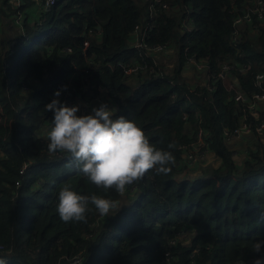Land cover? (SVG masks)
Segmentation results:
<instances>
[{
  "label": "trees",
  "instance_id": "trees-1",
  "mask_svg": "<svg viewBox=\"0 0 264 264\" xmlns=\"http://www.w3.org/2000/svg\"><path fill=\"white\" fill-rule=\"evenodd\" d=\"M29 1L0 0V23L19 10L28 15ZM253 1L56 0L34 24L26 17L12 54V41L5 50L0 35L4 264H67L79 253L81 264H253L254 244L264 241V140L239 160L225 139L226 130L244 122H264V100L248 107L254 94L264 93V80L258 85L255 79L264 73V18L251 11V21H244ZM147 24L144 43L171 48L176 63L129 43L135 27ZM191 57L207 71L195 85L182 75ZM226 64L235 65L228 74L246 101L216 77ZM244 64L251 65L246 73ZM93 65L92 97L102 88L114 119L135 122L152 146L174 157L170 172L150 170L123 195L98 188L69 153H49L47 141L36 139L52 127L54 113L46 105L57 92L61 103H74L87 82L72 73ZM137 65H148L147 75L126 74ZM200 129L219 164L197 176L182 174L181 147L195 143ZM65 186L108 198L120 209L105 217L89 204L84 221L66 223L56 210ZM179 230L184 234L171 246Z\"/></svg>",
  "mask_w": 264,
  "mask_h": 264
},
{
  "label": "clouds",
  "instance_id": "clouds-1",
  "mask_svg": "<svg viewBox=\"0 0 264 264\" xmlns=\"http://www.w3.org/2000/svg\"><path fill=\"white\" fill-rule=\"evenodd\" d=\"M45 110L54 113L52 127L42 136L36 134V139L47 141L49 153H69L76 169L98 188L123 195L127 186L150 170L157 174L171 170V152L152 146L135 122L122 116L114 119L115 109L107 104L94 107L91 114L78 115L79 105L54 99ZM89 204L105 217L120 209L108 198L81 195L65 186L59 191L56 210L62 221L80 222L85 220ZM253 250L258 254L253 264H264V241L256 242ZM0 264L4 262L0 260Z\"/></svg>",
  "mask_w": 264,
  "mask_h": 264
},
{
  "label": "built area",
  "instance_id": "built-area-1",
  "mask_svg": "<svg viewBox=\"0 0 264 264\" xmlns=\"http://www.w3.org/2000/svg\"><path fill=\"white\" fill-rule=\"evenodd\" d=\"M19 2L21 0H18ZM160 1V0H158ZM55 3V0H39V5L41 7V9L43 11L50 9ZM253 6L251 9H248L245 13V18L244 21H251V11L255 12L258 14L259 18L263 19L264 18V1L263 0H255L252 2ZM241 22V18H237L236 19V25H238ZM252 23V22H251ZM183 27H186V20H183ZM241 25V24H240ZM255 27V24L252 23V28ZM148 28V24L141 28L139 25H137L135 27V30L133 31V38L135 41V44H132L134 47H143L146 50H150L151 52H157V51H165L168 48L166 46L163 45H147L146 43H144V36L142 35V29L144 30V32L147 30ZM235 33L238 34V32L235 30ZM16 41H12L11 43V50L10 53L12 54L14 52L13 47L15 45ZM189 61L196 64L198 67H202L203 65L197 63L192 57L189 58ZM8 65V62L6 63ZM235 65H224L222 71H220L216 77L218 78H222L223 79V83L226 86V88L228 90H233L235 91V97L237 100H242V101H246V97L244 95L243 92L239 91L236 86L234 84H230L231 86H228L224 79L226 78L227 74L229 72H233L231 71V69L234 67ZM143 68L141 66H131L129 68H127L126 70V74L128 73H137V70ZM251 69V65L250 64H244L243 67H241V71H243L244 73L248 72ZM86 71V72H84ZM89 72V69H81V71H75L72 73V76L75 78H85L87 76ZM129 74V75H131ZM255 79L257 80V84L261 85L263 80H264V73L263 72H259L255 75ZM26 93H29V89L27 87V85H24ZM69 92V91H68ZM70 93V92H69ZM81 97V94H78L76 99H79ZM99 103L100 100H105L102 97H97L96 99ZM260 100H264V93L260 94H254L252 99L249 100L248 102V107L250 109H254L256 102L260 101ZM101 104V103H100ZM103 104H105L103 102ZM70 106H73V103L70 102L69 103ZM246 134H256L257 136H260L263 140H264V122L257 124L255 127L248 122H244L241 126L236 127L234 129H228L225 131V139L227 140H231V139H237V138H241ZM196 142L191 144V145H184L181 148L184 150V160L186 162V166L187 168L193 167L195 164H197L199 161H201L204 157V155L208 154L210 151L209 148V143L204 139V131L202 129H200L197 132V136H196ZM44 140V139H42ZM46 141V140H44ZM26 167V165L23 167V169ZM22 169V171H23ZM184 232L182 230H179L176 234V236L170 241V245H176L179 241V238H181L183 236ZM199 250V249H198ZM166 255V259L169 262L172 259V255L170 254L169 251H167L165 253ZM82 263V255L81 253L75 255L67 264H81ZM238 264H247L246 261H240Z\"/></svg>",
  "mask_w": 264,
  "mask_h": 264
},
{
  "label": "crops",
  "instance_id": "crops-1",
  "mask_svg": "<svg viewBox=\"0 0 264 264\" xmlns=\"http://www.w3.org/2000/svg\"><path fill=\"white\" fill-rule=\"evenodd\" d=\"M31 2L32 0L28 3H31ZM29 7L30 8L28 9V15L26 11L24 12V14L26 15L25 16L26 20L29 18L28 21L30 22H27V23H30L32 25L34 24L35 21L39 20L42 10L39 6L38 0L33 1ZM22 32L23 31H21V28L19 24L17 23V21L15 20V17L2 18V22L0 23V35L4 40L5 50L8 49L9 42L12 39L16 38L17 36L21 35ZM173 52L174 50H172L171 48L162 52L163 56L170 59L169 64L176 63L174 60L175 56L173 55ZM195 65L192 62H186L182 70L183 78L188 83L190 82L193 85H195L196 81L199 78L200 79L203 78L204 70H205V76L207 77L206 67L204 66L198 67L197 65L196 66ZM228 79L230 81V84L235 85L234 80L236 79L234 78L232 74L230 75L228 74L226 78L224 79V81L227 82ZM92 87H93L92 83L85 85V88L83 89L81 97L73 103V106L79 105L80 110L77 113L78 115L91 114L92 109L94 107L100 106V103L95 98L92 97L94 93L92 90ZM103 93H104V90L100 88V94H101L100 97L102 98H103ZM261 139L262 138L260 136H257L256 134H246L241 138L231 139L227 142H228L229 147L232 149L233 156L241 160L250 149L257 148L256 146L260 141H262ZM213 157H214L213 152H209L207 157L201 160L203 162L200 161L201 162V163L199 162L200 164L197 163L193 167H190L189 170L192 172L191 176H197L198 174H201L203 167L208 169L210 172L214 168V166L219 164V160L215 159V157L213 159ZM187 173L188 172L185 171V174Z\"/></svg>",
  "mask_w": 264,
  "mask_h": 264
},
{
  "label": "rangeland",
  "instance_id": "rangeland-1",
  "mask_svg": "<svg viewBox=\"0 0 264 264\" xmlns=\"http://www.w3.org/2000/svg\"><path fill=\"white\" fill-rule=\"evenodd\" d=\"M30 2V1H29ZM32 3V2H31ZM55 3H56V0H55ZM54 3V4H55ZM43 11V10H42ZM25 14H24V12L21 10H19L16 14H15V20L17 21V23L19 24V26H20V28H21V31H23L22 32V34H24V32H25ZM183 23V22H182ZM97 34L100 36L101 35V30H98L97 31ZM11 41H14L13 39L11 40ZM129 41V43L130 44H135V41L136 40H134V38H133V36L128 40ZM12 43V42H11ZM88 41H86L85 42V46H87L88 45ZM137 49H144L143 47H136ZM147 53L148 54H151V51L150 50H147ZM11 54V53H10ZM157 54H160L159 56L162 58V59H166V63H169L170 62V59L169 58H166L165 56H163V54H162V51H157ZM104 65H106V66H110V67H112L113 66V64L111 63V62H107L106 64H104ZM138 66H141V65H138ZM101 67H104L105 68V66H101L100 65V67L99 68H101ZM142 67V66H141ZM147 67H148V65H144V67L143 68H140V69H138L137 70V74H143L144 76L145 75H147ZM86 69H89V68H86ZM92 69H94V65H93V67L92 68H90L89 69V72H88V74H90V73H92ZM96 69V68H95ZM97 70V69H96ZM151 71H153L152 69H151ZM84 72H86V71H84ZM132 73V72H131ZM131 73H128V75L129 74H131ZM87 74V76L85 77V78H82L83 80H85L86 82H87V84L86 85H88V84H90L91 83V80L89 79V75ZM232 74H233V72H232ZM71 77H73V76H71ZM228 86H231L230 85V81H229V79H228V81L227 82H225ZM61 93H60V95L58 96V99L60 100V98H61ZM95 99H97V97L95 98ZM103 102L105 103V104H107L108 105V102L106 101V100H100V103L101 104H103ZM61 104H64V103H61ZM68 106H70L69 105V103H66ZM100 104V105H101ZM42 140V139H41ZM226 141H229V140H227L226 139ZM207 155L208 154H206V155H204V157H203V159L205 158V157H207ZM211 157V156H210ZM185 171H189V168H185L184 169V171H183V173L182 174H185Z\"/></svg>",
  "mask_w": 264,
  "mask_h": 264
}]
</instances>
